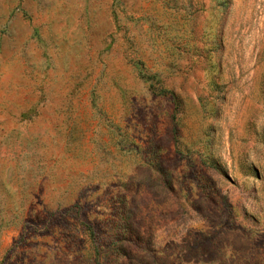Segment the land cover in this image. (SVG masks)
Instances as JSON below:
<instances>
[{
    "label": "rangeland",
    "instance_id": "rangeland-1",
    "mask_svg": "<svg viewBox=\"0 0 264 264\" xmlns=\"http://www.w3.org/2000/svg\"><path fill=\"white\" fill-rule=\"evenodd\" d=\"M0 264H264V0H0Z\"/></svg>",
    "mask_w": 264,
    "mask_h": 264
}]
</instances>
